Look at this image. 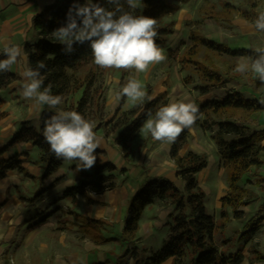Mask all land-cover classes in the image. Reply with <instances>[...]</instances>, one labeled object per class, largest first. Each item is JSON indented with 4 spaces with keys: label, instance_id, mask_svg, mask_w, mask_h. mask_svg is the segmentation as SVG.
<instances>
[{
    "label": "trees",
    "instance_id": "16d2710c",
    "mask_svg": "<svg viewBox=\"0 0 264 264\" xmlns=\"http://www.w3.org/2000/svg\"><path fill=\"white\" fill-rule=\"evenodd\" d=\"M187 1L142 0V6L133 14L150 16L157 20L158 34L155 41L162 49L167 45L168 35L174 31L173 24L165 20L166 16L178 10L180 5ZM85 2L86 0H53L43 4L30 18L29 33L32 39H25L22 45L28 67L35 69L38 62L46 65L45 68L40 69L44 81L42 87L51 86V93L62 98L81 89L78 99L68 103L63 110L76 111L91 122L94 119L99 122L102 119L104 100L101 101L102 87L98 73L93 70H88L82 76L77 73L93 58L90 43H74L75 51L65 53L64 45L56 41L52 35L54 30L66 24L69 8L74 3ZM93 2L107 6L105 0H93ZM222 6L220 12L208 13V17L217 20L228 19L235 7L226 1H223ZM125 8L127 9V5ZM256 8L255 0H247V7L238 9L239 15L253 25L258 13L261 12ZM189 39L191 43L180 60L185 65H193L200 80L197 88L201 93H206L212 88H223L221 96L209 97L197 103L199 118L192 126L210 131L225 169L227 191L220 197V220L217 222L214 215L208 211L205 192L196 177V174L206 167V157L192 150L185 154L180 153L189 135V129H185L175 142L171 143L169 149V155L177 166L176 173L182 181V186L162 175L145 174L127 200L126 213L118 236L105 233L103 220L75 214L79 231L95 244L110 241L121 244L122 249L116 256L114 264H161L166 260H170V264H240L243 260L244 244L227 254L220 250L215 235L231 218H242L245 214L242 207L256 198V193L245 183H250V179L246 178L249 170L263 163L260 154L264 151V145L261 144L264 139V128H254L251 114L264 110V104L260 103L259 97L246 96L237 86H228L231 81L237 82L244 76H253L252 73H236L235 62H225V69L222 71L212 55L215 53L233 58L241 56L250 58L256 54L253 47H230L196 31L190 33ZM16 78L17 75L11 70L0 73V89L5 88ZM253 80L259 85L258 79L253 77ZM5 103L6 99L0 93V119L6 115L2 109ZM156 104V98L146 99L143 105L130 110L129 115H133L132 117L126 116L120 120L121 129L117 132L115 141L124 156L128 153L129 142L140 131L148 118V113L153 112ZM52 114V111L43 107L37 119L22 121L18 129L0 147V179L4 178L9 170H16L27 177H35L23 165L20 154L2 156L17 143L29 142L38 150L35 162L41 167V174L38 176L41 182L67 161L58 159L52 153L43 135L45 122ZM94 125L96 129L97 124ZM101 152L103 150L97 148L94 166L89 170L78 172L76 182L63 189L64 198L75 202L78 196H81L86 203H98V200L87 196L88 190L100 194L116 187L119 169L111 160H102L98 156ZM23 154L27 157L28 152ZM63 178V175L56 177L47 187H52L55 182ZM244 178L243 184L241 181ZM260 181H262L260 177L255 179V183ZM41 192L40 190L35 196L38 197ZM156 202L170 206L169 221L165 236L156 248H151L140 242L138 231L144 209ZM226 208H229L230 212ZM263 217V206H259L256 213L245 222L243 232L239 236L240 240L243 239V243L254 237ZM250 243L249 252L256 260L264 262V254L257 250L254 242Z\"/></svg>",
    "mask_w": 264,
    "mask_h": 264
},
{
    "label": "rangeland",
    "instance_id": "374dc122",
    "mask_svg": "<svg viewBox=\"0 0 264 264\" xmlns=\"http://www.w3.org/2000/svg\"><path fill=\"white\" fill-rule=\"evenodd\" d=\"M49 1L0 0V42L4 36L6 38L16 35L14 39H17L19 33H25L28 40L32 39L29 31H25L30 23L31 14ZM223 1L235 7L228 19L217 20L208 17V13L217 14L216 11L222 10ZM255 1L256 9L264 10V0ZM245 7L247 0H188L182 3L178 10L166 16L165 20L171 22L174 27V31L168 35L166 47L162 48L166 60L152 66L147 73H137L134 69L101 68L94 63L93 58L77 71L79 76L88 70L98 73L102 87L101 101L104 100V106L102 119L99 122L96 119L93 121L97 124L94 131L100 140L99 148L103 150L98 156L102 160H111L119 169L116 187L98 196L100 198L98 203H86L81 196L72 202L64 198L62 193L67 185L76 182L78 172L86 171L77 170L76 166L79 162L65 161L52 175V179L48 177L46 181L51 183L60 175L64 178L55 182L52 187H47L50 183L45 184L38 179L41 171H36L37 155L33 153V148L29 145L22 147L21 152H28L24 159L28 161L25 164L26 169L31 167L32 172L28 171L37 175L31 178L16 170H9L6 176L0 179V264H10V261H14V264L115 263L116 256L122 249L121 244L116 241L95 244L79 231L75 214L103 220L105 233L118 236L123 225L127 200L145 174L165 176L180 187L182 181L176 173L177 166L169 155L171 143L153 140L150 134L142 131V128L129 142L128 153L124 156L115 141V136L121 129L120 120L126 116L132 117L133 115H129L130 110L139 105L133 106L127 97L115 101L112 98L114 92L130 78L139 79L148 95L156 98L157 104L152 112L153 115L159 107L173 101L188 100L197 104L206 98L221 96L222 87L201 93L197 88L200 80L196 70L193 65L182 63L180 58L191 43L189 36L192 31L226 43L230 47L264 46V32H257L251 23L239 15L238 9ZM6 21L9 25L5 23ZM15 44L22 46L19 42ZM24 56L26 57L25 53ZM0 58L3 56L0 55ZM212 58L222 71L225 69V62L238 63L242 59H247V57L220 56L215 53ZM27 67L26 59L11 69L18 77L16 85L12 87L13 90H10L11 93L8 91V96L15 103L16 98L20 96L19 100H23L22 102L25 100L23 104L32 107V111L35 106L34 101L26 100L21 95L22 78L19 73ZM253 77L244 76L237 82H229L228 86L235 85L246 96L264 99V83L260 82L257 85ZM80 93L81 89H78L67 94L58 107L63 110L68 103L75 102ZM6 141V133H0V146ZM12 149L4 152L2 156H8ZM189 150L201 153L207 159L206 167L199 171L196 177L205 192L208 211L219 222L220 197L227 191V181L224 166L210 131L199 127L189 129L188 138L181 147L180 153L185 154ZM244 180L245 178L241 183L244 184ZM40 190L42 192L36 197L35 194ZM226 210L230 212L229 208ZM169 211L170 206L163 202H156L144 209L138 231L140 242L151 248L159 245L168 230ZM246 220L245 216L239 219L231 218L225 227L217 231L216 241L220 250L227 254L244 244L243 260L240 264H264L263 261L256 260L248 250L252 241L256 244L257 250L264 254V231H257L247 243H243V239L240 240L239 236L243 232Z\"/></svg>",
    "mask_w": 264,
    "mask_h": 264
},
{
    "label": "clouds",
    "instance_id": "9594fccd",
    "mask_svg": "<svg viewBox=\"0 0 264 264\" xmlns=\"http://www.w3.org/2000/svg\"><path fill=\"white\" fill-rule=\"evenodd\" d=\"M104 6L93 0L74 3L68 10L66 24L53 31L54 39L64 45L65 53L75 51L74 43H90L94 63L101 68L132 70L147 73L154 65L166 60L164 51L158 47L157 20L145 15H134L142 6V0H105ZM127 5V9L125 8ZM257 32H264V11L258 13L253 22ZM0 73L10 71L26 57L19 45L8 41L0 42ZM254 57L242 59L234 69L236 73H252L254 78L264 83V46L253 49ZM38 62L37 68H24L21 95L38 106H47L52 115L45 122L43 135L50 150L58 159L78 161L77 170L91 169L96 162V149L100 147L93 122L85 119L76 111H66L58 106L62 96L53 95L51 86L42 87L40 69L45 68ZM127 97L133 105H143L151 100L141 81L130 78L113 94L115 101ZM264 104V99L260 100ZM199 118V107L188 100H177L159 107L154 115L149 112L142 125V131L152 139L162 143H173L185 129H191ZM87 196L95 197L91 190ZM14 264V261H10Z\"/></svg>",
    "mask_w": 264,
    "mask_h": 264
},
{
    "label": "crops",
    "instance_id": "0c3cea01",
    "mask_svg": "<svg viewBox=\"0 0 264 264\" xmlns=\"http://www.w3.org/2000/svg\"><path fill=\"white\" fill-rule=\"evenodd\" d=\"M52 1L53 0H50L47 3H50ZM40 8L37 11H39ZM37 11H35V12H37ZM5 23H8V25H9L8 21H6ZM29 27H30V23H29L28 27L25 29L26 32L29 31L28 30ZM24 34L25 33H19V36H17L18 40L14 39V36H16V35H14L12 37H6V38L4 36L3 39L1 40V42L8 41L11 43H17V42L22 43L25 39H28L27 36ZM29 40H31V39H29ZM2 45L3 44L1 43L0 47H2ZM21 49H22V53H23V45L21 46ZM23 55H24V53H23ZM241 57H244V56H241ZM26 59H27V57H26ZM16 81H17V78L12 80L10 83H8L5 88L0 89V93L6 99V103L3 106V110L6 112V115L0 119V133H6V139H8L11 136V134L14 133L18 129V127L22 121L37 119L38 115H39V111L43 107L47 108V106H38L35 104V106L33 107L34 110L31 111L32 107H28L25 104H23L25 102V100H24V102H22L23 100H19L20 96L16 98L17 102L20 101V103L12 102L13 101L12 98H10L8 96V91H9V93H11L10 90H13L12 87L14 85H16L15 84ZM251 119H252V125L254 126V128H264V110H259V111L253 112L251 114ZM261 144L264 145V139L261 141ZM28 145L33 148V153H35V155H37L38 150L34 146H32L29 142H21V143L15 144L12 147L13 149L9 155L15 154V153L20 154L19 157L23 159V165L26 166L25 164H27L28 161L24 160V159H26V157L23 154V152H21V151H22V147L28 146ZM21 154H23V155H21ZM260 158L263 161L262 165L259 167H252L246 175V178L250 179V183H246V186L250 187L256 193V198L251 203H249L248 205H245L242 207V209L245 212L244 216L247 217V219H249L251 216H253L256 213L259 206H263V215H264V151L261 152ZM27 168H28V170L31 171V169H30L31 167H27ZM38 170L41 171V167L39 164L36 165V171H38ZM34 175H37V174L34 173ZM52 175L49 176L50 179H52ZM56 175H59V174H56ZM257 177L262 178V181H260L259 183H255V179ZM46 180L47 179L44 180L45 184L50 183V182H47ZM105 192H103V193H105ZM101 194L102 193L95 194L94 198L97 200H100V198L98 196H101ZM101 199H103V198H101ZM258 231H261V232L264 231V217L260 223V227H259ZM161 264H170V260H166V261L162 262Z\"/></svg>",
    "mask_w": 264,
    "mask_h": 264
}]
</instances>
